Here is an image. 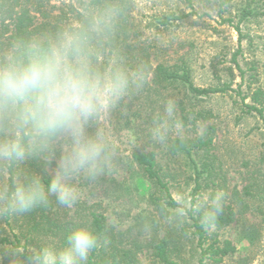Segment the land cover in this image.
Instances as JSON below:
<instances>
[{
    "label": "rangeland",
    "instance_id": "rangeland-1",
    "mask_svg": "<svg viewBox=\"0 0 264 264\" xmlns=\"http://www.w3.org/2000/svg\"><path fill=\"white\" fill-rule=\"evenodd\" d=\"M22 2L37 25L58 28L76 23L82 5L90 0ZM223 2L124 0V4L119 3L123 13L113 45L130 68L141 65L146 68V83L126 96L101 124L115 148L112 169L93 183L74 181L80 198L72 208L61 206L52 198L53 207L46 211L50 222L87 228L90 215L97 213L106 218L118 245L133 249L142 264H160L152 247L164 237L175 247L174 262L200 264L201 248L192 236L194 228L189 212L181 220L170 223L162 209L168 214L173 210L154 200L160 196L159 191L133 162L136 152H154L162 178L180 206L195 204L197 199L206 201L217 191L225 193L224 203L232 206L235 221L226 228L209 230L208 243L213 239L220 244L230 241L236 251L220 264H264V198L259 193L264 184V128L257 113L246 114L242 110L244 103H252L254 90L264 91V0H231L227 5ZM245 11L250 15L240 23ZM173 16L184 19L162 24ZM3 33L0 27V35ZM6 47L7 41L2 36L0 49ZM159 65L188 72L198 88L229 86L233 90L192 97L181 83L158 80ZM169 100L175 102L176 112L174 119L168 121L167 138L161 143L152 138L150 129L167 119L164 108ZM177 121L179 128L175 126ZM209 126L216 128L213 147L218 176L214 182L202 181L194 203L193 164L186 154H173L170 147L173 139H195ZM55 166V160L44 165L45 174L51 177ZM24 169L28 172V161ZM7 179L6 175H0V182ZM32 228L27 213L0 217V264H9L4 253L10 248H36L49 241L61 245L55 231L37 233ZM2 239L8 242L1 244Z\"/></svg>",
    "mask_w": 264,
    "mask_h": 264
},
{
    "label": "clouds",
    "instance_id": "clouds-1",
    "mask_svg": "<svg viewBox=\"0 0 264 264\" xmlns=\"http://www.w3.org/2000/svg\"><path fill=\"white\" fill-rule=\"evenodd\" d=\"M123 9L114 0L86 2L74 24L53 32L16 37L0 50V217L12 218L47 207L52 198L72 208L80 198L74 181H97L112 169L115 148L101 126L121 101L146 83L144 66L130 68L113 45ZM167 119L150 129L163 143L176 104L167 101ZM177 128L180 123H175ZM56 161L45 184L26 172L29 160ZM225 193L179 206L168 221L181 220L191 210L201 213L206 230L216 226ZM100 246L86 227L69 232L63 245L49 241L36 248L8 249L9 264H87Z\"/></svg>",
    "mask_w": 264,
    "mask_h": 264
},
{
    "label": "trees",
    "instance_id": "trees-1",
    "mask_svg": "<svg viewBox=\"0 0 264 264\" xmlns=\"http://www.w3.org/2000/svg\"><path fill=\"white\" fill-rule=\"evenodd\" d=\"M231 0H224L223 4H229ZM92 2H102V0H92ZM114 2L123 3L124 0H114ZM124 4V3H123ZM250 12L245 11L240 19V23L244 22ZM184 16H173L162 21L163 25H168L171 22L183 20ZM0 27L4 29V33L0 35V44L2 45V36L7 41V46L16 37L20 35H28L32 33L53 32L57 28H46L35 23V17L32 16L30 10L25 6L22 0H0ZM240 32V28L237 27ZM2 50V49H0ZM156 78L165 83H181L192 97L209 96L218 93H226L231 89L229 86L222 88H198L196 87L188 72H178L168 69L164 65H159L156 71ZM251 104H243V112L246 114L257 113L262 120L264 128V91L260 88L254 90L251 94ZM216 134L215 126H209L207 131L202 136L195 139L175 138L171 142L170 150L173 154H186L196 174V189L192 193L193 202L195 203V195L199 193L198 189L202 186L203 180L214 182L215 177L218 176L216 170L217 156L214 153V136ZM133 162L140 168L144 177L150 184L156 188L160 196L154 198L158 204H163L166 208L174 210L180 206L171 196L168 186L164 182L160 169L158 167L156 154L154 152H136L133 154ZM46 165L40 160H29L28 166L30 172L40 175L45 184L51 177L45 174ZM250 195L251 191H245ZM260 195L264 198V184ZM154 197V195H153ZM53 204L49 203L47 207L36 208L27 213L29 223H33V232H42V230L55 231V235L60 237L61 245H63L65 238L69 232L78 226L74 224L70 227L68 223L58 224L52 223L50 217L46 214L47 208H52ZM190 218L193 220L192 227L194 231L192 236L197 238L198 245L201 248L200 264H220L224 258L235 253L236 248L230 241H225L222 244L217 239H213L211 243L209 240V230L204 229L200 223L201 213H193L188 211ZM235 221V213L231 205L223 204V210L216 220L217 229H223L230 226ZM48 228V229H46ZM95 233L100 240V246L93 250L89 255L87 264H142L138 255L133 249H126L120 247L116 241L117 236L108 227L106 218L103 215L92 213L89 218V226L87 227ZM8 242L7 239H2V243ZM153 255L160 264H177L172 260V254L175 247H171L167 238L160 239L152 247ZM97 260V261H96Z\"/></svg>",
    "mask_w": 264,
    "mask_h": 264
}]
</instances>
